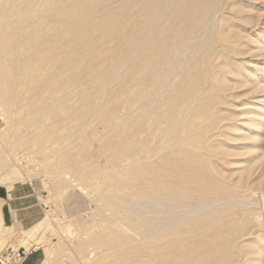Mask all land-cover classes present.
Instances as JSON below:
<instances>
[{"label": "rangeland", "instance_id": "obj_1", "mask_svg": "<svg viewBox=\"0 0 264 264\" xmlns=\"http://www.w3.org/2000/svg\"><path fill=\"white\" fill-rule=\"evenodd\" d=\"M0 5V184L38 193L19 242L35 264H264V0H219L216 47L178 61L190 71L174 87L205 131L172 153L181 179L148 163V0ZM74 21L84 30L66 34Z\"/></svg>", "mask_w": 264, "mask_h": 264}, {"label": "bare ground", "instance_id": "obj_2", "mask_svg": "<svg viewBox=\"0 0 264 264\" xmlns=\"http://www.w3.org/2000/svg\"><path fill=\"white\" fill-rule=\"evenodd\" d=\"M168 1L169 0H148V17H147L148 18L147 19L148 20V33H147L148 34V37H147L148 38V138L147 139H148V141H151V143L152 142L155 143L156 141L158 143V144H155V146L156 145L158 146V149L157 148L154 149L155 151L152 152L150 157H148V163H150V160H153V158L155 159L156 156L159 155V157H161L162 163H159L160 170H157V171H159V172L161 171V173H162L161 175L163 177H166L167 175L171 176L174 173L175 177H177L178 179L180 177V179H181V176H182L181 172L184 169L181 171L179 166L177 167V166H175V164L171 163V160H172L171 155H172V153L178 151L177 150L178 148L176 149V147L178 145H186L187 147H189V149L192 148L193 150L195 147L197 148L198 143H197V146L192 145L190 140H193L195 142V140H194L196 137L195 135H198L199 131H201V128H202L201 123H200V121H198L196 119H199V117L202 115L198 114V116L195 118V116H194L195 114L193 112V114H194L193 117L195 119H192L193 117L190 116V108L187 107L188 106L187 103H190L191 99H188L186 102L183 101L184 99L186 100V96H185L186 93L184 94V92H185L184 88L183 89H176L174 87L173 83L175 80L177 81V79H178L177 77L181 73V70L183 69L182 68L183 66L182 65L180 66V64H181L180 57H182L184 55L183 57H185V61H187L188 60L186 58L187 56L189 58V57H191L192 53L194 54V52H196V51L198 52V50L201 51L199 46H201L202 42H204L205 45L206 44L208 45V48H205V49L202 48L203 51L204 50L206 51V49L209 51H213V49L216 47L215 46L216 44L214 45V42H213L214 40H212L210 32L212 31L213 28H215L214 17H215V14H217V12H218L217 11L218 10L217 5L219 4V0H175L174 3L171 1H169V2H171V3H169ZM223 1H225V0H223ZM50 4H51V2H50ZM76 5H78V4H76ZM76 5L74 7L69 6L68 9L65 10L66 12L67 11L69 12L68 14H70L71 11H72V13H71V15H67L66 17H63L60 24H62V25L69 24L68 23L69 20H71V19L75 20L77 18L78 13L75 14V12H76L75 10L77 8ZM51 8L52 7H48L49 10ZM80 8H81L80 9L81 12L85 11V8L82 9L81 6H80ZM50 11H52V10H50ZM73 11H75V12H73ZM143 19H142V22H143ZM144 22H147V21L144 20ZM73 24L67 28H66L67 25L65 26L66 34L71 33L72 31H77V33H78L80 28H81L80 30H84L81 22H75L74 21ZM130 24H131V22H130ZM145 25H146V23H145ZM159 25H160V27L158 29L159 30L158 32H159V36H160L161 40L157 41L156 38L154 37L155 33H153V32L156 30V27ZM88 27H89V25H88ZM82 34L79 32V35L78 34L77 35H78V37H81ZM212 36H213V34H212ZM85 38H87V37H85ZM147 38H145V41L147 40ZM87 40H88V38H87ZM90 40H91V38H90ZM69 44L71 45V41L69 42ZM210 57H211V52L209 54V58ZM179 60H180V64L178 63ZM182 60H183V62H185L184 59H182ZM188 61H190V60H188ZM182 64H184V63H182ZM186 65H187V62H186ZM188 67H189V69L186 68L187 71L184 70L185 68L183 69L186 73L188 72V70L190 71V66H188ZM16 70H18V69L16 68ZM158 80H159L160 85H158V87L156 86L157 88H155L154 86L158 82ZM13 87H12V91L10 92L12 94L9 93L10 94L9 104L11 106L10 107L11 112L14 111L12 106L14 104H16L15 103L16 98L14 95L15 89ZM183 95L185 96V98ZM195 96L196 95H194V97ZM9 104H7V105H9ZM258 116H260V115H258ZM188 117H192V118H189L190 120L192 119L191 122L188 120L189 125L187 124L188 123L187 122ZM212 124L213 123H211V125ZM262 126H263V123H262ZM197 130H199L198 133H197ZM203 130H205V129H203ZM202 133L205 134V131H201L200 134H202ZM202 136H204V135H202ZM199 137H196V138H199ZM171 147H173V148L168 153H165L162 156V154L168 148H171ZM151 148H152V146L149 147L150 150H151ZM160 154H161V156H160ZM3 157L5 158L6 154ZM166 159L168 160V162H166L167 161ZM2 160L5 161L4 159H2ZM164 160H166V161L163 162ZM149 165H148V173H149L148 175L150 177L151 174L155 173L156 167L153 168L152 166H149ZM155 166H157V165H155ZM4 171H6V170H4ZM148 181H149V178H148ZM165 181L166 180H163L162 182L159 181V182H161V186H164V187L167 186L168 187L169 182L165 183ZM198 183H200V182H198ZM171 185H174V184H171ZM148 186L154 187L155 186L154 180L152 181V179H151L148 182ZM159 187H160V185H159ZM167 194H161V195L159 194L160 195L159 198L161 199V201L155 200V201H153L154 203H152V204H154V205L156 204V206L168 205L169 202L166 201V196H165ZM178 197H180V196H178ZM175 198H173V199L175 200ZM181 198H183V197H181ZM176 199H178V198H176ZM201 203H203V202H201ZM197 204L199 205V203H197ZM197 204H195L196 207H197ZM149 206L152 207L153 205H149ZM184 207L186 208V206H184ZM169 208H173V205H171V207L169 205ZM188 209H190V208H188ZM195 210H196V208H195ZM189 211H192V210H189ZM192 213H193V211H192ZM163 224L168 225L167 223H163V221L158 223V225H161V226ZM168 230H164L165 233H169ZM218 237H219V235H218ZM199 242H201V241H199ZM216 250H215V252H216ZM212 252L214 253V251H212ZM243 256H244V254H243ZM234 259H235V257H234ZM254 260H252V261H254ZM211 264H213V263H211Z\"/></svg>", "mask_w": 264, "mask_h": 264}, {"label": "crops", "instance_id": "obj_3", "mask_svg": "<svg viewBox=\"0 0 264 264\" xmlns=\"http://www.w3.org/2000/svg\"><path fill=\"white\" fill-rule=\"evenodd\" d=\"M41 206L38 193L20 186L0 184V257L6 259L20 245L22 231L33 227L40 218ZM11 250V251H10ZM37 257H27L22 264H35ZM0 264L2 260L0 259Z\"/></svg>", "mask_w": 264, "mask_h": 264}, {"label": "built area", "instance_id": "obj_4", "mask_svg": "<svg viewBox=\"0 0 264 264\" xmlns=\"http://www.w3.org/2000/svg\"><path fill=\"white\" fill-rule=\"evenodd\" d=\"M30 253L31 250L25 247H21L12 252V254L10 255V260H12L14 264H22L27 259Z\"/></svg>", "mask_w": 264, "mask_h": 264}]
</instances>
